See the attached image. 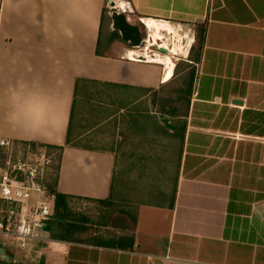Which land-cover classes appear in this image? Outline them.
Instances as JSON below:
<instances>
[{
  "label": "crops",
  "instance_id": "1",
  "mask_svg": "<svg viewBox=\"0 0 264 264\" xmlns=\"http://www.w3.org/2000/svg\"><path fill=\"white\" fill-rule=\"evenodd\" d=\"M105 1L0 0V137L61 147L69 132L57 192L84 213L109 197L128 203L135 221L77 233L55 219L0 264H264V0H117L129 23L203 30L173 183L150 201L114 186L113 151L77 143V89L83 101L92 88L145 93L169 79L159 64L123 59L120 39L107 47L110 26L101 46Z\"/></svg>",
  "mask_w": 264,
  "mask_h": 264
},
{
  "label": "rangeland",
  "instance_id": "2",
  "mask_svg": "<svg viewBox=\"0 0 264 264\" xmlns=\"http://www.w3.org/2000/svg\"><path fill=\"white\" fill-rule=\"evenodd\" d=\"M106 11L107 6L104 10L105 20L101 32V46L106 40L107 28L110 26L109 19L106 18L108 17ZM135 24L138 25L143 35V27L137 22ZM181 55H184L183 51L182 54L172 57L174 65H177L179 59H182ZM95 90L92 88L93 93L91 91L82 101L83 96L77 89L74 103L78 105L83 102L85 107L81 105L85 111L84 117H82L84 120L79 126L80 135L84 133L85 136L77 143L94 146L93 148L96 150L113 151L116 160L114 186L120 184L123 191L128 193L131 191V195L136 193L142 198L141 200L150 201L154 191L163 189L166 191L173 183L171 172L177 169L176 150H178L179 137L175 133L169 134L163 125V118L156 112L151 93H133L122 89L109 96L106 88H97V93H94ZM160 94L164 95L165 92ZM104 108L106 110L103 112ZM98 109L101 111L100 116L97 114ZM89 112H96V116ZM99 117L106 120L103 119V122L100 123L101 120L96 121ZM169 123L179 127L182 120L169 119ZM29 203H35L34 193H30ZM90 206L91 211L102 209L101 205ZM75 207L77 208L78 205ZM46 234L42 228H35L33 231V235L37 238ZM29 241H18L12 237L0 235V247L19 249L21 246L27 245Z\"/></svg>",
  "mask_w": 264,
  "mask_h": 264
},
{
  "label": "built area",
  "instance_id": "3",
  "mask_svg": "<svg viewBox=\"0 0 264 264\" xmlns=\"http://www.w3.org/2000/svg\"><path fill=\"white\" fill-rule=\"evenodd\" d=\"M147 20L150 19H137V23L143 27L144 44L129 49L137 53L133 59L128 57L131 61H139L137 56L140 54L144 55L143 61H149L146 53L151 57L163 55L157 49L166 48L163 43L166 37L170 38L169 51L173 42L180 45L179 33L174 35L165 28H159L155 36ZM183 53L179 60L186 61L188 53ZM169 56L174 55L170 52ZM160 82L164 83V79ZM19 142L0 137V235L25 241L35 238V228L43 229L53 221V196L47 192L45 179L52 171L54 162L44 148L34 151L29 145ZM30 193L35 194L34 204L29 203Z\"/></svg>",
  "mask_w": 264,
  "mask_h": 264
},
{
  "label": "trees",
  "instance_id": "4",
  "mask_svg": "<svg viewBox=\"0 0 264 264\" xmlns=\"http://www.w3.org/2000/svg\"><path fill=\"white\" fill-rule=\"evenodd\" d=\"M106 18L108 19V17ZM104 20L105 17L103 11L99 29L101 32L103 29ZM202 34V28L196 27L194 38L195 43L188 52L186 61L179 60V63L175 65L170 81L161 86L158 90L146 91L151 93L153 96L152 102L157 109V114H159L162 118L182 120V124L179 127V130L176 132V129H174L173 131V133L178 135L179 139L183 138V133L186 125V117L195 77V65L199 61L198 53L200 48L199 46L201 45L203 37ZM116 40H119V35L116 32H111L105 44L108 47ZM96 55H99L98 50H96ZM76 82L77 81L75 80V83ZM163 92H165L164 95L160 94ZM70 140V134L69 132H67L65 143L61 147L23 141L19 142L23 145H29V147L34 151L44 148L47 152V155L51 156V158L53 159V169L45 179L47 192L49 195L53 196L52 219H61L63 221L71 222L72 224H68L69 230L74 228V223L80 224V228H78L76 231L77 233L81 231H87L93 227H106L117 215H122L130 221H135V216L132 215V212L129 209L130 205L128 203L115 202L112 201L109 197L104 201H96L97 205L102 206L101 210L91 211V213H84L77 210V208L73 205L72 200H74V197L61 195L57 192L56 186L58 181L59 159L63 148L70 147Z\"/></svg>",
  "mask_w": 264,
  "mask_h": 264
},
{
  "label": "water",
  "instance_id": "5",
  "mask_svg": "<svg viewBox=\"0 0 264 264\" xmlns=\"http://www.w3.org/2000/svg\"><path fill=\"white\" fill-rule=\"evenodd\" d=\"M105 5L107 6L108 19L110 23V29L117 32L119 39L123 46L125 47L123 59L128 58V50L130 48L139 47L144 44L143 35L141 34L137 24L129 23L127 20V14L132 11L127 9L123 4L119 3L117 0H106ZM179 34L181 35L180 48L182 51L187 53L192 47L194 36L191 35L190 25L184 24L183 27L179 29ZM166 48H158V52L163 54L160 55L162 58L165 55H170V38L166 37L163 41ZM144 55L140 54L137 60L143 61ZM160 65V64H159ZM162 66V65H160ZM162 74L164 73V68H162ZM163 125L167 130L172 131L173 127L169 123V119H162ZM52 226L50 224L44 226L43 231L46 233L51 232ZM11 248L0 247V260H11L13 259V253Z\"/></svg>",
  "mask_w": 264,
  "mask_h": 264
},
{
  "label": "bare ground",
  "instance_id": "6",
  "mask_svg": "<svg viewBox=\"0 0 264 264\" xmlns=\"http://www.w3.org/2000/svg\"><path fill=\"white\" fill-rule=\"evenodd\" d=\"M147 25L149 26L150 29L153 30V34H155V36H157L156 33L159 28H165L168 32H172L174 35L176 34L175 31H173L169 26H167L165 23H162V22H157L154 20H147ZM170 52L174 56H178L179 54H182L180 45L178 43L173 42ZM134 55H137V53L133 54L132 57H134ZM145 56L150 62L164 65L163 66L164 67V73H163L164 78L172 77V73L174 71L175 65L172 61L173 58L171 56H164L163 58L160 55L156 57H151L147 53L145 54Z\"/></svg>",
  "mask_w": 264,
  "mask_h": 264
}]
</instances>
